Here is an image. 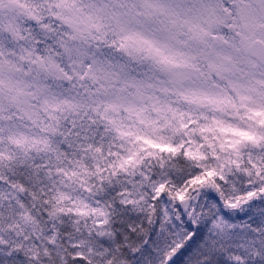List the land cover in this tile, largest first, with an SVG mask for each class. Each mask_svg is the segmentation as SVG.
<instances>
[{"label":"snow or ice","instance_id":"1","mask_svg":"<svg viewBox=\"0 0 264 264\" xmlns=\"http://www.w3.org/2000/svg\"><path fill=\"white\" fill-rule=\"evenodd\" d=\"M12 3L0 264H264V0Z\"/></svg>","mask_w":264,"mask_h":264},{"label":"rangeland","instance_id":"2","mask_svg":"<svg viewBox=\"0 0 264 264\" xmlns=\"http://www.w3.org/2000/svg\"><path fill=\"white\" fill-rule=\"evenodd\" d=\"M16 6H17V4H16V0H13V3H12V5H11V7L15 9ZM3 11H7V10L5 9V10H3ZM0 14H3V13L0 12Z\"/></svg>","mask_w":264,"mask_h":264}]
</instances>
